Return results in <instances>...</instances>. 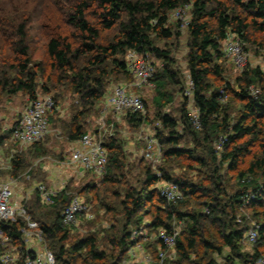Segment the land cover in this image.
<instances>
[{
    "label": "trees",
    "instance_id": "obj_1",
    "mask_svg": "<svg viewBox=\"0 0 264 264\" xmlns=\"http://www.w3.org/2000/svg\"><path fill=\"white\" fill-rule=\"evenodd\" d=\"M55 6L60 11L59 23L46 26L43 32L47 38L49 67L59 80L68 79L70 91L79 101L71 120L61 121L67 140H78L87 133L86 117L105 96L112 77L133 76L127 67L128 53L135 51L146 59L152 55L162 61L151 78L157 92L153 99L155 130L162 146V158L164 161L191 159L202 176L194 181L186 176H173L164 166L160 168L161 174L149 166L143 168L141 184L126 190L122 200L124 223L120 228L115 226L110 240L115 252L111 255L98 250L95 236H83L68 245L72 228L63 223L62 211L74 195H81L92 186L76 192L69 179L50 205L43 204L36 191L34 198L24 200L23 205L31 219L39 223L44 243L55 254L57 263L121 264L133 244L132 228H140L145 212L151 216L148 227L154 231L161 228L172 231L174 222L188 221L187 229L177 238V259L165 264H256L264 256V182L259 181L264 179V71L260 67L245 68L236 78L235 87L230 82L215 86L211 78H223V45L232 34L246 45L264 48V40L253 37L255 33L264 34V0H72L66 11L57 8V3ZM186 6L191 7L187 64L194 83L193 105L200 113L199 127L194 126L189 114L184 78L173 67L176 63L173 50L157 44V41L167 44L180 38L182 23L171 24L170 13ZM32 14L25 11L0 18V55L3 57L0 88L7 96L22 93L34 99L39 94L38 79L45 68L42 62H33L31 55ZM46 19L51 23L48 16ZM102 31L116 32L102 42ZM50 79L49 75L46 81ZM169 84L173 86L172 92L167 87ZM252 84L261 87L257 96L251 93ZM42 89L41 94L50 93V86L44 85ZM176 90L181 92L182 99L174 115L165 110L174 102ZM51 95L58 104L57 97ZM232 100L238 105H233ZM140 114L125 116L130 124L140 125L143 121ZM15 124L16 121L6 132L9 138ZM5 139L4 135L0 136V146ZM43 141L29 148L36 155L44 154ZM184 141H189V145ZM104 144L109 154L104 181L109 182L113 181L112 169L122 167L121 145L115 139ZM23 155L16 153L11 160L14 176L25 166ZM228 173H234L238 182L232 192L226 181ZM161 181L176 183L183 193L182 199L168 202L157 186ZM249 195L254 197L248 208L255 212L259 225V239L252 254L242 251L243 234L250 225L245 218H238ZM191 198L204 199L200 204L206 210L189 209ZM148 205L155 211L147 210ZM182 206L188 209L182 211ZM25 225L23 217L2 220L0 232L9 235L12 244H18L23 250ZM158 243L145 245L154 258ZM224 248L229 249V254L223 253ZM4 250L0 243V256ZM19 264H24V255Z\"/></svg>",
    "mask_w": 264,
    "mask_h": 264
},
{
    "label": "rangeland",
    "instance_id": "obj_2",
    "mask_svg": "<svg viewBox=\"0 0 264 264\" xmlns=\"http://www.w3.org/2000/svg\"><path fill=\"white\" fill-rule=\"evenodd\" d=\"M72 0H0V18L4 16L11 17L20 15L22 12L31 11L33 12V22L30 24L31 30L30 35L32 41L30 42L31 55L33 62H42L44 64L45 71L41 73L38 82L39 89L38 93H43L42 87L44 85L50 86V93L54 94L58 99L59 110L53 115L51 120V126L49 133L44 138L41 144V150L45 149L46 152L43 154H37L33 148H22L17 144L13 143L9 135L6 132L12 128L15 121L20 117L21 112L25 108L26 104L30 100L28 96L19 93L13 96H7L3 93L0 88V136H5V141L0 147V180L9 179L16 183L17 197L32 199L35 196V187L41 181L46 182L45 173L41 169V162L47 163L49 160H58L68 158L70 156L71 144L67 140L63 128L61 127L62 122H69L75 112L79 101L77 96L73 95L70 91V83L68 79L59 80L58 75L52 72L49 67V57L47 52V38L43 35L46 31V26L56 25L59 23V10L56 9L55 3L59 4L57 8H63V10H68ZM46 5L47 8L41 7L40 5ZM43 6V5H42ZM4 9L6 11L4 12ZM182 10V15H178V11L174 10L170 13V22L174 24L175 22H181V36L178 39H173L165 44L164 41H157V44L163 48L173 50L172 56L175 60V65L173 66L175 70L181 72L184 81L185 88L188 84L189 72L187 64V53H188V24L191 19V7L187 6ZM48 16L49 23L46 19ZM116 31H102L100 41L105 42L110 39ZM1 34V33H0ZM1 36V35H0ZM233 35H231L232 38ZM254 38H259L264 40L263 33L253 34ZM2 43V38H0V44ZM243 50L246 53L247 59L244 65H237L228 56L224 55L221 62L224 73L223 78L219 77L211 78V82L215 86H223L227 82L235 87L236 78L243 72L247 67H260L264 71V48H257L258 46L246 45L245 42L242 44ZM3 57L0 55V63H2ZM147 60L153 64V66L158 69L162 65V61L154 58L152 55H148ZM173 68V69H174ZM51 76L50 81H46L48 76ZM130 84L132 89L138 94H140L146 101L145 112H142V123L140 125L130 124L125 118V115L118 116L107 106L106 95L100 100L99 103L88 113L86 117L87 122V132H92L93 134H99L100 138L104 142H110L115 139L120 145V164L121 168L112 169L111 177L113 181L105 182V175H94L90 172L80 175L79 178H71L69 184L71 183L72 190L76 189V192L81 190L86 186H92L91 190H86L81 194L82 198L89 204L91 217L83 220L78 227L72 228L71 236L68 240V245L83 236H95L97 238V248L98 250H105L107 255H111L115 252V247L110 243L111 236L113 237L115 232V226L120 228L124 223L123 219V207L122 200L125 198V192L129 188L138 187L141 184V180L144 176L143 168L149 166L157 174H161V167L164 166L166 170L170 172L173 176H186L192 178L194 181L201 179L199 172L196 170V162L191 159H172L169 161L163 160L162 146L159 143L161 152L154 150V159L147 158L146 151L149 149L148 141L151 134H156V107L154 106L153 99L156 92V86L154 80L150 79L146 84L142 86H137L135 83V78L131 76H121L120 78H111L107 85L106 93L110 92L114 85L119 83ZM168 89L170 92L173 91V86L169 84ZM251 88L258 89L261 91L260 86L255 84L251 85ZM178 90V89H177ZM174 91L175 100L174 102L166 108L165 111L172 114H176V110L180 105L182 99V94L179 91ZM234 101V102H233ZM233 105H238L236 100H232ZM237 114V112H235ZM234 114V115H235ZM189 140V139H187ZM184 144L189 145V141H184ZM43 151V150H42ZM23 152L25 155H23ZM16 153L22 154L25 157V166L17 174H12L11 160ZM159 157V158H156ZM68 160V159H65ZM72 166L67 165L65 171L72 172ZM34 171V173H33ZM226 181L230 184L229 192L238 185L237 178L234 173H228L226 175ZM262 183L264 179H260ZM163 181L159 182L157 186H160ZM13 183V184H14ZM235 186V187H234ZM97 187V189H94ZM31 188L32 194L27 193L28 189ZM28 190V191H27ZM74 191V193H76ZM119 192V193H117ZM73 193V194H74ZM26 200V199H25ZM188 203L189 209H196L205 211L206 207L201 206V202L204 199H189ZM200 201V202H199ZM249 202H245L243 207L238 213V218H245L249 225L252 227L258 224L257 218L255 217V212L248 208ZM186 206L180 207L182 211L186 210ZM187 208V209H188ZM147 210L155 211V208H151L149 205ZM263 210V209H262ZM143 215V223L140 225L139 231H143L149 238L144 241L145 244L153 242L155 238V231L148 227V223L151 220L150 215ZM256 219H255V218ZM176 228L181 231L187 229L188 221L180 220L173 223ZM137 230L135 227L132 228V232ZM13 247L19 248L18 244H13ZM14 248V249H15ZM12 249V248H11ZM242 251L245 253L252 254L254 252V247L248 243V241L242 242ZM264 252V247L262 248ZM225 255L229 254V249L224 248ZM222 259V258H221ZM130 261V262H129ZM121 264H143L140 259L134 260L133 258L126 257Z\"/></svg>",
    "mask_w": 264,
    "mask_h": 264
},
{
    "label": "built area",
    "instance_id": "obj_3",
    "mask_svg": "<svg viewBox=\"0 0 264 264\" xmlns=\"http://www.w3.org/2000/svg\"><path fill=\"white\" fill-rule=\"evenodd\" d=\"M187 7V6H186ZM184 9V8H183ZM178 15H182V10H177ZM226 40L223 45V53L237 65H244L247 56L243 50L244 42L236 35ZM127 67L135 78L137 86L146 84L154 75L155 67L145 57L135 51H130L127 55ZM127 83L114 85L110 92L106 93L107 106L118 116L145 112L146 106L143 97L131 90ZM251 89L255 96L259 94L258 89ZM194 83L189 76L188 84L184 91L189 98L188 110L194 126L201 125L199 109L193 105ZM59 110L55 98L51 94H38L34 99H30L16 120L11 134V140L15 144L31 146L42 141L50 130V115ZM149 149L146 151L147 158L154 159L153 151L161 152L156 134H151L148 141ZM220 148V146H217ZM108 150L104 140L99 134L87 132L83 134L72 147L69 161H64L74 168L80 175L88 172L96 175H105L107 172ZM159 158V157H156ZM67 180L63 182V188H53L45 183H38L35 190L40 195V201L45 205L53 204L54 199L65 188ZM161 196L168 202H177L182 199L183 193L180 187L170 181H163L158 186ZM254 196H247L249 202ZM25 198L16 196L12 181L0 182V221L16 220L23 217L26 225L23 228V240L25 252L22 247L15 248L12 238L0 232V243L4 251L0 256L1 264H19L20 258L24 255V264H58L55 254L47 248L44 243L42 230L37 221L31 219L23 205ZM91 217L90 206L81 195H74L69 204L62 211L63 223L70 227H78L83 220ZM181 230L174 228L172 231L161 228L155 232V242L158 243L157 257L147 250L145 242L149 237L138 229L132 232L133 244L129 248L128 256L134 260L140 259L143 264H165L177 259V238ZM259 239V225L250 226L243 234V242L248 241L253 247ZM12 248V249H11ZM15 248V249H14ZM23 254V255H22ZM130 262V261H129ZM256 264H264V256L256 261Z\"/></svg>",
    "mask_w": 264,
    "mask_h": 264
},
{
    "label": "crops",
    "instance_id": "obj_4",
    "mask_svg": "<svg viewBox=\"0 0 264 264\" xmlns=\"http://www.w3.org/2000/svg\"><path fill=\"white\" fill-rule=\"evenodd\" d=\"M58 112V110L56 111ZM56 112H54L52 115H55ZM126 118L124 117V120ZM127 120V119H126ZM76 142L77 140L75 141H69V143L71 144V149L73 146L76 145ZM18 146H21L22 148H26V147H29V146H24V145H20V144H17ZM1 147V146H0ZM71 149L69 152H71ZM69 158H65V159H68V160H62V159H58V160H49L47 163L45 162H41V169H43L44 173H45V178H46V182L45 184L49 187H53V188H63V182L65 180H69L71 178H79L80 174H78L77 171L74 170V168H72V172H67L65 171L66 169V166L67 164L64 162V161H69ZM1 165V163H0ZM8 182V181H11L9 179H4V180H0V182ZM14 183V181H12ZM44 183V181H41ZM14 186V189H15V193L17 194V188H16V183L13 184ZM30 190V191H28ZM27 193H30V195L32 194V190L31 188L28 189ZM36 192V190H35ZM25 199H27V196H25ZM154 231V230H153ZM156 232V231H155ZM155 234V233H154ZM150 244H155V241L153 239V242H150ZM146 245V244H145Z\"/></svg>",
    "mask_w": 264,
    "mask_h": 264
}]
</instances>
